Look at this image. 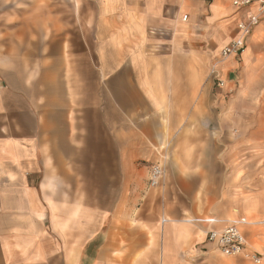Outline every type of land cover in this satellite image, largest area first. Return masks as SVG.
Segmentation results:
<instances>
[{"label": "crops", "instance_id": "crops-1", "mask_svg": "<svg viewBox=\"0 0 264 264\" xmlns=\"http://www.w3.org/2000/svg\"><path fill=\"white\" fill-rule=\"evenodd\" d=\"M73 2L95 5L74 54L30 59L11 39L31 20L58 34V14L0 15V264H254L206 233L264 217V19L215 66L232 0ZM241 231L264 252V227Z\"/></svg>", "mask_w": 264, "mask_h": 264}, {"label": "rangeland", "instance_id": "rangeland-1", "mask_svg": "<svg viewBox=\"0 0 264 264\" xmlns=\"http://www.w3.org/2000/svg\"><path fill=\"white\" fill-rule=\"evenodd\" d=\"M25 2V3H24ZM40 7L43 10V16L48 17L58 14L60 28L58 29V34L50 35V21L44 19V33L40 36L37 31L35 34V29L33 26V20L27 23L28 34L27 35H11L12 40L20 42L21 49H25L24 52L30 59L39 58L40 54L43 56L51 54H61L62 46H69L70 51L74 54L77 52H82L83 50V35L85 40H90V46L93 47V27H91L90 32H87L83 27V13H91L95 11V5L82 3H74L73 0H0V15L3 12L11 11L19 12L26 11L28 14H34V11H40ZM53 13V14H51ZM27 14V15H28ZM13 24L14 21L12 20ZM10 25L11 29H16L15 25ZM4 24L0 20V27ZM6 27V26H5ZM2 31V30H0ZM2 38V37H1ZM9 39L8 36L2 38V40ZM69 52V53H71ZM66 53V52H65ZM91 58L95 61L93 52L91 53ZM214 88H217V83L214 84ZM225 88V84L221 89ZM221 89L219 91H221ZM225 95L230 98L236 92V87H231L230 89L223 90ZM259 106H264V100L259 101ZM162 168V177L159 183L154 186V188L161 187L164 183V165L162 163L157 164ZM148 183V187H149ZM245 226H253L256 228L264 227V217L253 221L252 224L246 221Z\"/></svg>", "mask_w": 264, "mask_h": 264}, {"label": "built area", "instance_id": "built-area-1", "mask_svg": "<svg viewBox=\"0 0 264 264\" xmlns=\"http://www.w3.org/2000/svg\"><path fill=\"white\" fill-rule=\"evenodd\" d=\"M232 5L241 13L236 24V35L221 49L217 60L214 62L215 66L225 62L230 57L236 58L242 55L254 28L264 19V0H232ZM185 20L186 16L183 17V21ZM217 83L220 88L224 85V82L220 80ZM161 177L162 168L159 165H153L149 176L150 187L156 186ZM209 222L215 223L217 220H210ZM245 224L244 218L223 222L220 227L211 228L207 231V241L227 257L243 256L254 264H264V252L257 253L247 248L246 240L241 231Z\"/></svg>", "mask_w": 264, "mask_h": 264}, {"label": "bare ground", "instance_id": "bare-ground-1", "mask_svg": "<svg viewBox=\"0 0 264 264\" xmlns=\"http://www.w3.org/2000/svg\"><path fill=\"white\" fill-rule=\"evenodd\" d=\"M246 220V219H245Z\"/></svg>", "mask_w": 264, "mask_h": 264}]
</instances>
